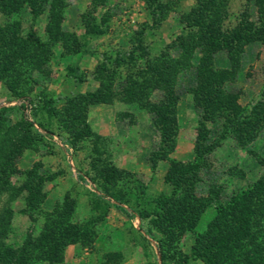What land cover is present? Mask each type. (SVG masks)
Segmentation results:
<instances>
[{
    "label": "rangeland",
    "instance_id": "374dc122",
    "mask_svg": "<svg viewBox=\"0 0 264 264\" xmlns=\"http://www.w3.org/2000/svg\"><path fill=\"white\" fill-rule=\"evenodd\" d=\"M263 175L264 0H0V264H264Z\"/></svg>",
    "mask_w": 264,
    "mask_h": 264
},
{
    "label": "trees",
    "instance_id": "16d2710c",
    "mask_svg": "<svg viewBox=\"0 0 264 264\" xmlns=\"http://www.w3.org/2000/svg\"><path fill=\"white\" fill-rule=\"evenodd\" d=\"M160 7V4H158L155 8H154V10H153V15H154V21H156L157 20V14H156V9L157 8H159ZM219 88L218 87H211L210 89H209V97H207V99L205 100V102H204V105L205 106H207V109H209V110H206L207 111V115H209V113H210V115H211V112H210V109H213L212 111L213 112H215L216 114H220V110H219V107L217 108L216 107V99L220 96V91L218 90ZM52 109V102H49L48 103V110H51ZM214 114H212L211 116H213ZM213 118V117H212ZM211 119V118H210ZM211 121V120H210ZM200 129H202L203 131L202 132H200L201 133V135H200V140H199V146L197 147V152H196V155H197V158H196V162L194 163V164H192L191 165V167L190 168H187L186 169V171H185V177L187 178L188 177V171L189 170H191V171H194V169L196 170L197 168H199L204 162H203V157L207 154V152H209V150H211V148L210 147H203L202 146V144H203V140L204 139H206V137H207V131H204V123H202L201 124V128ZM205 129H207V128H205ZM204 132H206V133H204ZM189 169V170H188ZM174 181V183H175V185L177 186V185H182V183L184 182V180L181 178V177H177V178H175V180H173ZM183 181V182H182ZM260 185H263L264 184V175H263V177H262V179H261V181H260V183H259ZM30 195L31 196H29L28 198H27V200L25 201V206H32V200H33V197H34V193L33 192H31L30 191ZM25 211L23 210V213H24ZM6 255V254H5ZM5 255H4V257H3V259H1V263H5Z\"/></svg>",
    "mask_w": 264,
    "mask_h": 264
}]
</instances>
